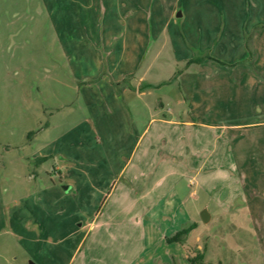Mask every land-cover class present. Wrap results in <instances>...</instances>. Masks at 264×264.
I'll return each mask as SVG.
<instances>
[{
	"label": "rangeland",
	"instance_id": "rangeland-1",
	"mask_svg": "<svg viewBox=\"0 0 264 264\" xmlns=\"http://www.w3.org/2000/svg\"><path fill=\"white\" fill-rule=\"evenodd\" d=\"M30 262L264 264V0H0V264Z\"/></svg>",
	"mask_w": 264,
	"mask_h": 264
},
{
	"label": "crops",
	"instance_id": "crops-1",
	"mask_svg": "<svg viewBox=\"0 0 264 264\" xmlns=\"http://www.w3.org/2000/svg\"><path fill=\"white\" fill-rule=\"evenodd\" d=\"M109 54L108 56L110 57L113 52L111 53V51H107ZM128 51L126 50H122L121 52V56H120V59L123 61L124 58L127 57ZM130 56V55H129ZM137 56V55H135ZM136 58V57H135ZM129 62H132L131 58L129 59ZM108 67L106 66V69H103V66L101 65L99 70H97L95 72V76L99 73V74H103L104 73V78L106 83L110 86V88H115L114 86H116V84L119 83V86H118V89L120 88V90H123V93H121L120 91V95L123 97V95L125 96L127 92L133 94H138V95H145L147 90H149V86H146V84L143 82V81H140L137 82V84H131L128 85V81H130V79L134 78V75H135V72L133 70H127V71H124L122 74L119 73H112V70L109 68L108 70ZM97 73V74H96ZM109 73V74H108ZM105 75H108V76H105ZM122 83H126V86L124 89H122ZM126 97V96H125ZM138 97V96H137ZM129 99V98H128ZM131 100V99H130ZM144 109H147L148 110V104H144ZM125 110V109H124ZM127 111V110H126Z\"/></svg>",
	"mask_w": 264,
	"mask_h": 264
},
{
	"label": "trees",
	"instance_id": "trees-1",
	"mask_svg": "<svg viewBox=\"0 0 264 264\" xmlns=\"http://www.w3.org/2000/svg\"><path fill=\"white\" fill-rule=\"evenodd\" d=\"M204 60L202 58L199 59H193L188 61V64H193V63H199L201 64ZM116 86H119V83L116 84ZM194 226L190 227V228H184L182 230H180L176 235H174L173 237L168 238V241L172 242V241H181L183 239V236L186 235ZM200 257H203V254H200ZM193 262H196L197 258H192L191 259Z\"/></svg>",
	"mask_w": 264,
	"mask_h": 264
},
{
	"label": "water",
	"instance_id": "water-1",
	"mask_svg": "<svg viewBox=\"0 0 264 264\" xmlns=\"http://www.w3.org/2000/svg\"><path fill=\"white\" fill-rule=\"evenodd\" d=\"M177 17H178V18H179V17H182V13L179 12V13L177 14ZM206 214H207V212H206ZM203 217H204V220L207 221V216L205 215V212L203 213ZM30 264H35V263H34V262H30Z\"/></svg>",
	"mask_w": 264,
	"mask_h": 264
}]
</instances>
